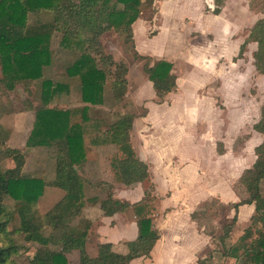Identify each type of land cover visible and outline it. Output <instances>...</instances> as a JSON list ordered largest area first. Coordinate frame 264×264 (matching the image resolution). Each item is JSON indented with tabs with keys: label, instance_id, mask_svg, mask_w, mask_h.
Here are the masks:
<instances>
[{
	"label": "trees",
	"instance_id": "trees-1",
	"mask_svg": "<svg viewBox=\"0 0 264 264\" xmlns=\"http://www.w3.org/2000/svg\"><path fill=\"white\" fill-rule=\"evenodd\" d=\"M257 1L263 16L250 28L239 54L247 42H255L254 65L264 75V0ZM153 5L154 0H114L113 4L111 0H0V85L10 90L21 85L28 92L33 84L40 85L37 106L33 108L24 100L26 109H34L25 144L33 149L54 147L55 178L50 184L64 190L48 211L33 216L47 182L41 173L23 170V148L7 144L11 130L1 122L0 104V153L13 163L0 166V264H18L14 257L19 254L25 255V264H68L67 254L74 249L79 251L77 264H129L133 259L150 257L160 238L154 223L158 203L151 193L148 165L131 141L138 115L126 111L107 120L110 110L101 108L98 116H92L90 108L102 107L108 97L115 106L127 91V64L115 60L104 48L103 37L109 32L122 35L134 59L143 61V71L157 101L176 89L173 63L152 59L134 47L132 25L144 8ZM213 12L217 14L219 7ZM54 60L64 67L60 74L63 80L56 81L46 73ZM61 93L71 94L76 104L52 105ZM252 127L263 139L254 148V162L243 169L234 186L236 192L246 195L224 203V208L234 213L225 218L218 236L222 255L232 259L233 264H264V195L259 187L264 177V104ZM109 143L115 145V152L108 157L112 183L84 177L82 170L91 147ZM137 183L143 188L138 201L113 195L117 185ZM97 188L103 196L95 194ZM6 199L12 201V208L5 207ZM86 203H99L104 216L131 212L136 236L121 242L124 251L113 249L111 242L97 241L95 229L99 223L83 214ZM245 204L254 206L249 224L232 239L238 229V207ZM79 217L82 219L74 224ZM91 234L96 240L94 255L86 251ZM197 264H206L205 258Z\"/></svg>",
	"mask_w": 264,
	"mask_h": 264
},
{
	"label": "rangeland",
	"instance_id": "rangeland-1",
	"mask_svg": "<svg viewBox=\"0 0 264 264\" xmlns=\"http://www.w3.org/2000/svg\"><path fill=\"white\" fill-rule=\"evenodd\" d=\"M216 7H219L217 14L213 12ZM260 8L257 0H154L152 8H144L132 25L134 47L152 59L172 62L177 76L176 89L161 102L157 101L143 71V61L134 59L128 46L124 45L122 35L115 32L104 35L106 51L128 66L127 91L122 102L114 106L108 97L102 107H91L90 113L98 116L101 108L110 110L112 113L107 120L126 111L136 113L138 120L135 126L133 122L131 129L132 144L138 150L144 145L149 152L158 145L164 146L174 155L173 165L165 169L160 168L155 159H150L153 163L149 169L153 185L151 193L158 203L154 223L160 238L150 257L136 258L129 264H164L168 258L179 259L184 264H197L204 258L206 264L234 263L222 255L218 236L225 218L234 213L224 208V202H228L224 201L227 198L224 195L231 194L228 200L236 201L246 195L234 190L244 167L238 165L235 168L233 164L239 152L248 159L252 142L247 147L244 142L248 141L249 132L259 119L264 104V75L259 74L254 65L256 43L247 42L239 54L250 28L263 16ZM46 73L53 75L56 81L63 80L60 74L64 73V67L54 60ZM39 87V84H33L28 92L21 85L11 90L0 85L1 122L11 130L7 144L23 148L26 155L23 170L41 173L47 182L33 209V216L44 214L64 194L62 188L50 184L55 178L54 147L33 149L25 144L32 128L33 108L39 103ZM71 98V94L61 93L52 100V105L76 104ZM25 99L32 109H26ZM149 112L153 114L152 119L143 120ZM220 148L222 153L218 152ZM98 150H109L107 155L111 156L115 145L98 147L95 153L92 151L82 173L88 171V176L93 179L104 177L98 171L99 160L92 157ZM12 165V161L0 153V166ZM259 187L264 195V177ZM137 188L141 198L143 188L141 185ZM95 190V194L103 196L101 189ZM4 205L12 208V201L6 199ZM245 206L241 210L238 208V229L232 239L249 224L244 218ZM101 212L96 203L87 205L83 214L100 225ZM130 213L119 214L118 220L134 221ZM78 219L82 217L73 223L79 222ZM94 238L89 235L86 244L89 255L96 253ZM113 249L124 251L125 248L121 243ZM78 256L77 249L69 252L68 264H77ZM14 258L18 264H25L24 254Z\"/></svg>",
	"mask_w": 264,
	"mask_h": 264
},
{
	"label": "crops",
	"instance_id": "crops-1",
	"mask_svg": "<svg viewBox=\"0 0 264 264\" xmlns=\"http://www.w3.org/2000/svg\"><path fill=\"white\" fill-rule=\"evenodd\" d=\"M73 105H75V104H73ZM152 117H153V114L149 112V113H146V115L142 119L145 121H150V119H152ZM137 120L138 119L134 120V126L136 125ZM131 137H132V135H131ZM141 139H143V138H141ZM262 139H263V135L260 134L259 132L255 131L254 129H252V132L251 133L249 132L248 141L244 142V143H246L245 147H247L248 143L252 142L251 143L252 146L250 145L251 146V148H250L251 152H250V154H248V159H244L243 155H241V152H239L233 166L236 168L238 165H243V167H244V168L242 167L243 169L250 167L252 165V163L254 162L255 157H256V155L254 153V148L256 145H258L262 141ZM141 142L143 143V141H141ZM111 144L112 143L99 145L96 147H91L90 154H89L88 158L90 157L92 151H94L93 153H95V151L98 147L108 146ZM133 147L136 150V152L138 153L139 157L147 163L149 169L153 166V163L150 162V159H155L158 162V165L160 166V168H162V169H165L166 167L169 168L170 166L173 165V160L171 161V159L173 158L174 155L170 154V151H168V149L163 148L164 146L158 145V146L152 148L153 150L151 149L152 152H149V149H147L146 146H144V145L139 150H138L137 146H135L134 144H133ZM108 151L109 150H98V152H97L98 154L96 156H92V157H94V159L97 158L99 160V170L98 171L103 173L104 177L93 179V178L88 176V171H86L85 174L82 173L84 177H86L87 179H92V180H105L106 182L112 183V175H111V171L109 168V162H108L109 155H107ZM114 152H115V150L111 151L110 154L111 153L113 154ZM87 161H88V159H87ZM244 162H246V164H244ZM86 165H87V162H86ZM86 165H85L84 169L86 168ZM165 183H167V181ZM138 186H140L139 183L133 184V185L127 186V187L124 185H117L114 189L113 195L119 199H124V200H129V201H130V199H133V198L140 199L141 192H140L139 188H137ZM172 192L176 193L175 191H172ZM178 192H179V190H178ZM179 194L182 195V197H183L182 191H180ZM230 195L231 194H228V193L225 194L224 197H227V198H224V201H226V200L228 202L229 201L230 202L236 201L235 199L234 200H228L230 198ZM233 197L234 196H232V198ZM87 205H90V203L85 204V206L83 207V211ZM245 205H246L245 206L246 207V213L244 214V218L249 220L250 215L253 213L254 206H253V204H245ZM241 207H243V205L239 206L238 208L241 210ZM169 216H170V214L168 215V217ZM86 217L89 218L88 215H86ZM118 217H119V214H114L112 216H104L101 214V216H99L100 225L98 227H96V230H95L97 241H99V242H111L113 244V246L115 247L116 245L121 244V242L123 240H129V239L135 238V236H136V224H135V222L132 220L119 221ZM176 224H177V222L175 223V225ZM152 254H153V250H152ZM164 264H184V263L179 259L178 260H171L170 258H168L164 262Z\"/></svg>",
	"mask_w": 264,
	"mask_h": 264
}]
</instances>
